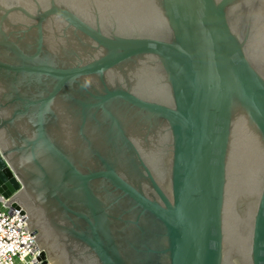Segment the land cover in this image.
I'll return each mask as SVG.
<instances>
[{
	"label": "water",
	"instance_id": "obj_1",
	"mask_svg": "<svg viewBox=\"0 0 264 264\" xmlns=\"http://www.w3.org/2000/svg\"><path fill=\"white\" fill-rule=\"evenodd\" d=\"M0 194L42 264H264V0H0Z\"/></svg>",
	"mask_w": 264,
	"mask_h": 264
},
{
	"label": "built area",
	"instance_id": "obj_2",
	"mask_svg": "<svg viewBox=\"0 0 264 264\" xmlns=\"http://www.w3.org/2000/svg\"><path fill=\"white\" fill-rule=\"evenodd\" d=\"M6 201L0 194V264H42L25 215L7 207Z\"/></svg>",
	"mask_w": 264,
	"mask_h": 264
}]
</instances>
